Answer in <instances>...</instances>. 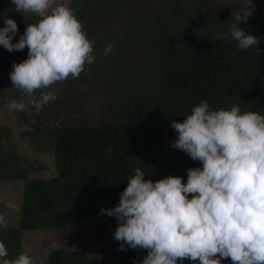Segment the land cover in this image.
Wrapping results in <instances>:
<instances>
[{"label": "trees", "instance_id": "1", "mask_svg": "<svg viewBox=\"0 0 264 264\" xmlns=\"http://www.w3.org/2000/svg\"><path fill=\"white\" fill-rule=\"evenodd\" d=\"M251 1L252 14L247 23L239 24L259 38L254 46L259 51L239 49L231 39H215L216 34L228 30L243 3L70 0L84 30L89 27L91 10L104 13L113 21L108 24L111 31L120 29L124 42L118 56L115 46L107 56L97 53L111 41L101 44L93 51L94 62L80 74L107 79L98 122L87 121L84 115L73 120L67 112L53 126L39 124L22 132L35 151L53 154L55 176L29 179L26 174L34 167H21L12 152L0 155V179H24L19 223L0 227L7 259L22 252L33 258L36 243L24 250L25 244L31 243L26 234L29 231L58 230L70 237L76 232V238L80 228L114 230L116 218L101 215V209L119 203L136 168L145 172V179L176 175L186 182L187 170L202 165L171 147L177 135L171 122L183 120L201 100L212 110L238 105L242 112L264 115V13L256 9L257 0ZM14 7L11 0H0V17L8 16L18 25L13 43L28 23L38 20L33 14L16 12ZM26 58V47L22 51L0 50V85L10 78L13 63ZM6 133L0 127V146ZM3 214L0 204L4 218ZM145 255V249L127 245L124 250L118 245L115 258L61 246L50 249L44 264H135ZM221 264H229V259H222Z\"/></svg>", "mask_w": 264, "mask_h": 264}, {"label": "clouds", "instance_id": "2", "mask_svg": "<svg viewBox=\"0 0 264 264\" xmlns=\"http://www.w3.org/2000/svg\"><path fill=\"white\" fill-rule=\"evenodd\" d=\"M14 10L38 17L28 23L18 41V25L8 16L0 27V45L8 52L27 48V58L13 63L9 73L12 86L25 99H10L7 108L39 112L55 100L53 85L79 78L91 65L94 42L70 6V0H11ZM252 3L242 4L228 30L215 39L237 42L239 49L255 48L259 38L246 33L239 22L247 23ZM113 45L103 51L111 54ZM39 92V97L35 93ZM171 127L176 139L171 147L182 150L202 167L187 170V180L168 175L155 181L145 179L136 168L127 179L119 203L101 209V215L115 217L114 239L120 250L145 249L135 264H264V115L230 109L212 110L206 100L193 106L183 120ZM6 222L0 216V227ZM0 242V264H36L27 253L7 259Z\"/></svg>", "mask_w": 264, "mask_h": 264}, {"label": "rangeland", "instance_id": "3", "mask_svg": "<svg viewBox=\"0 0 264 264\" xmlns=\"http://www.w3.org/2000/svg\"><path fill=\"white\" fill-rule=\"evenodd\" d=\"M220 1L231 6H240V3L252 2L251 0ZM255 6L257 10L264 13V0H257ZM88 14L90 19L86 20L90 23L85 32L88 38L94 42V51L101 44L111 41L109 44L113 42V46L117 48L116 55L118 56L119 48L122 47L124 42L122 37H119L120 29L118 32L111 31L108 24L113 21H110L104 13L98 14L91 10ZM24 31L25 29L22 30L23 33ZM114 36H117V38L112 40ZM96 51L97 53H103L104 47ZM49 90L55 91L57 98L50 101L39 112L32 107L24 111H11L7 108L8 100H22L25 99V96L19 89L12 86L10 78L5 79L0 85V127L7 132L1 140L0 155L12 152L19 158L21 167H34L26 174L29 179L33 177L51 178L57 173L53 154L51 152L35 151L28 138L22 135V132L32 130L34 126L39 124L53 126L59 123L64 118L63 114L67 112L72 115L71 119L73 120L77 116L84 115L87 121L98 122L103 111L107 79L81 75L77 79L69 77L67 80L53 85ZM39 95V92L35 93L36 97H39ZM23 180L0 179V204L3 208L6 226H17L19 223ZM114 231L115 229L80 228L77 229L78 236L76 238H74L76 232L71 233L73 239L62 232H58V230H47L46 232L32 234L29 231L26 234L31 237V243L25 244L24 250H29L36 243L37 250L33 256L36 264H44L45 256L50 249L61 246L96 253L106 258H115L119 241L114 239ZM178 264H180L179 261ZM182 264H192V262L185 259ZM229 264H231L230 259Z\"/></svg>", "mask_w": 264, "mask_h": 264}]
</instances>
